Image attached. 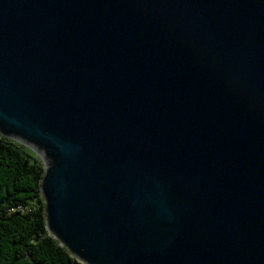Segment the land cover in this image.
Here are the masks:
<instances>
[{
    "label": "water",
    "instance_id": "95a60500",
    "mask_svg": "<svg viewBox=\"0 0 264 264\" xmlns=\"http://www.w3.org/2000/svg\"><path fill=\"white\" fill-rule=\"evenodd\" d=\"M0 134L86 264H264V0H0Z\"/></svg>",
    "mask_w": 264,
    "mask_h": 264
},
{
    "label": "trees",
    "instance_id": "16d2710c",
    "mask_svg": "<svg viewBox=\"0 0 264 264\" xmlns=\"http://www.w3.org/2000/svg\"><path fill=\"white\" fill-rule=\"evenodd\" d=\"M44 172L36 152L0 134V264H86L48 229Z\"/></svg>",
    "mask_w": 264,
    "mask_h": 264
}]
</instances>
